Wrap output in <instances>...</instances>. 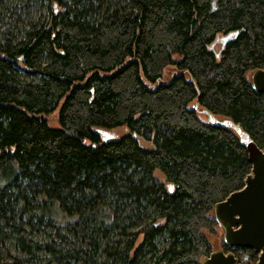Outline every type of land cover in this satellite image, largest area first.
I'll return each instance as SVG.
<instances>
[{
  "label": "trees",
  "instance_id": "obj_1",
  "mask_svg": "<svg viewBox=\"0 0 264 264\" xmlns=\"http://www.w3.org/2000/svg\"><path fill=\"white\" fill-rule=\"evenodd\" d=\"M18 1L0 0V244L28 258L0 247V264L39 252L49 264H201L216 204L252 164L237 133L198 109L264 151L250 79L264 69V0ZM33 7L46 17L20 28ZM170 65L179 72L158 84ZM40 233L50 240L29 237ZM221 246L257 264L254 250Z\"/></svg>",
  "mask_w": 264,
  "mask_h": 264
},
{
  "label": "water",
  "instance_id": "obj_2",
  "mask_svg": "<svg viewBox=\"0 0 264 264\" xmlns=\"http://www.w3.org/2000/svg\"><path fill=\"white\" fill-rule=\"evenodd\" d=\"M250 79L255 91L264 94V69L255 70ZM201 111L207 114L209 122L226 126L237 133L252 164V172L245 181V187L216 204L215 219L224 231L228 247L252 249L259 254L258 264H264V151L231 120L218 118L204 109ZM201 264L240 263L233 253H225L221 248L213 250Z\"/></svg>",
  "mask_w": 264,
  "mask_h": 264
},
{
  "label": "rangeland",
  "instance_id": "obj_3",
  "mask_svg": "<svg viewBox=\"0 0 264 264\" xmlns=\"http://www.w3.org/2000/svg\"><path fill=\"white\" fill-rule=\"evenodd\" d=\"M4 4L11 5V6H20V3H19L18 0H4ZM20 14H21V19L22 20L19 23V26H20V28H23L31 20H37L39 18H43L44 19L46 17V15H47V12L44 9L43 10H38V8H34L33 7L29 14H24L22 12H20ZM178 72H179V70H178L177 65L168 66L165 69L162 78L158 81V84L159 83L169 82L172 79V77ZM185 74H186V77L189 79L190 76L187 73H185ZM193 107H196V105H193ZM58 113H59V110H56L52 114L46 116L49 125L52 128H55V129H58V128L61 127L60 123L58 121ZM198 116H199V118L202 121L209 122V118H208L207 114L202 112L201 109H198ZM127 132H128L127 128H119V129L105 131V135H106L107 138H110V139H119L122 136L126 135ZM86 143L90 144V141H86ZM141 143L145 147H150V144L147 143V142L141 141ZM156 176H157L158 179H160V181H164L165 182L163 176L159 172L156 173ZM29 237H31L34 241L40 242V243H44V242L50 240V239L46 238L41 233L40 234H35V235L32 234L31 236L29 235ZM113 237H114L115 240H117V238H118V237L116 238L115 234L113 235ZM124 238H126V237H124ZM208 238H209L214 250L221 249L222 248V246H221L222 242H225L223 229L222 228L218 229L217 233L214 234V235L208 234ZM118 239L119 240L123 239V237H119ZM80 240L81 239H75V242H73L70 245L69 248L76 249L78 247V245H79L77 242H80ZM139 242H140V239H139ZM0 247L3 250L4 256H6V258L8 260H11L14 257L28 258V256L26 254L22 253L21 251H19L17 249V247L15 246V240L8 239L6 241V243H4V245L0 244ZM38 256H39V258H34L33 261L30 264H49V255H47V254H45L43 252H39ZM103 260H104V258H103ZM250 263H248V264H250ZM52 264H57V263H52ZM70 264H83V263L79 262V261H76V260H72ZM244 264H247V263H244Z\"/></svg>",
  "mask_w": 264,
  "mask_h": 264
},
{
  "label": "built area",
  "instance_id": "obj_4",
  "mask_svg": "<svg viewBox=\"0 0 264 264\" xmlns=\"http://www.w3.org/2000/svg\"><path fill=\"white\" fill-rule=\"evenodd\" d=\"M258 262H259V259H258V261H257V264H258Z\"/></svg>",
  "mask_w": 264,
  "mask_h": 264
}]
</instances>
